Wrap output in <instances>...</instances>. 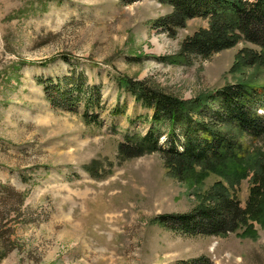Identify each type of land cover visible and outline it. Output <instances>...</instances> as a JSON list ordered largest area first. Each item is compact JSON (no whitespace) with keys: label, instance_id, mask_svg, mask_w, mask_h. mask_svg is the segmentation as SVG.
Segmentation results:
<instances>
[{"label":"rangeland","instance_id":"1","mask_svg":"<svg viewBox=\"0 0 264 264\" xmlns=\"http://www.w3.org/2000/svg\"><path fill=\"white\" fill-rule=\"evenodd\" d=\"M172 12L157 0H0V184L24 196L15 210L0 194V264H264V222L219 235L163 222L197 215L218 185L244 210L262 202L264 137L233 189L220 173L197 168V179L181 180L158 152L122 151L154 132L170 150L172 138L121 77L184 101L264 84V68L248 61L259 50L245 41L175 65L209 21L172 34L157 23ZM59 92L69 98L56 101Z\"/></svg>","mask_w":264,"mask_h":264},{"label":"trees","instance_id":"2","mask_svg":"<svg viewBox=\"0 0 264 264\" xmlns=\"http://www.w3.org/2000/svg\"><path fill=\"white\" fill-rule=\"evenodd\" d=\"M157 1L173 9L172 15L157 22L158 27L169 33L185 28L187 22L193 19L209 21L208 29H201L186 40L181 55L173 60L175 65H187L190 57L207 60L245 41L259 50L249 53L248 61L258 70L264 68V0ZM119 84L138 102L154 109L157 121L169 124L167 135L172 138L170 150L160 148L161 135L157 137L155 132L131 140L133 145L122 144V151L129 158L158 152L181 180L197 179L196 169L202 168L220 173L232 189L247 177V169L255 160L252 158L253 146L264 137V115L260 114L264 110V84L257 80L250 81L235 89L227 88L216 97L203 96L193 101H184L158 86L127 77H121ZM57 96L56 101L69 98L68 94L60 92ZM211 103H217L219 111L214 113ZM206 113L209 122L207 118L196 119V116L203 118ZM85 117L91 120L88 115ZM180 138L185 143L182 151L177 149ZM0 194H3L1 201L5 209L21 208L24 196L15 188L0 184ZM208 201V206L196 212L197 215L193 214L195 216L163 222L167 224L173 221L180 225L184 233L190 235L235 233L250 221L264 222V200H252L249 208L244 210L227 188L218 185L210 193ZM3 222L2 219L0 224ZM7 232L12 233V229Z\"/></svg>","mask_w":264,"mask_h":264}]
</instances>
